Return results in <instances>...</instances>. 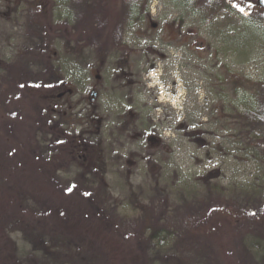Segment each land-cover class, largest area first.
Wrapping results in <instances>:
<instances>
[{"label": "rangeland", "instance_id": "obj_1", "mask_svg": "<svg viewBox=\"0 0 264 264\" xmlns=\"http://www.w3.org/2000/svg\"><path fill=\"white\" fill-rule=\"evenodd\" d=\"M40 1L37 13L47 21L55 4ZM131 1L97 0V8L113 25L124 2ZM146 1L143 15L127 16L119 30L122 50L103 56L100 49L74 44L76 32L69 37L73 47L67 49L52 30L42 34L38 26L30 27L32 22L19 13L35 0H0V64L11 60L35 66L37 57H43L61 73L64 82L41 90L54 95L48 106L54 109L55 125L79 136L88 150L80 168L61 170V175L71 178L83 167L101 165L122 217H132L160 198L167 200L163 206L187 202L192 210H201L207 207L210 187L229 194L231 201L241 196L233 189L262 185L263 193L248 199L259 206L258 200L264 201V121L253 129L247 115L252 98L258 104L264 101V88L257 84L264 80V9L257 0H221L224 6L209 19L189 9L187 0ZM92 90L97 93L94 100ZM33 100H20L19 117L11 124L6 113H0L2 143L27 160L24 143L30 124L24 115L31 123ZM40 127L35 123L32 129L39 135ZM15 173L29 190L41 192L38 185H43L49 191L44 201L48 198L65 210L64 215L56 210L51 220L60 230L73 232L86 251L102 245L107 250L112 244L109 264H141L139 243L121 241L122 235L111 240L112 227L95 221L85 209L90 207L77 197L63 196L30 165ZM210 197L216 198L217 192ZM8 201L12 214L29 221L36 218L34 212H23ZM236 210H218L208 220L216 263L264 264L262 240L253 259L237 242L233 221L246 216L249 208ZM254 216L264 227V213ZM10 236L22 242L20 235ZM2 238L1 248L7 243ZM252 240H247L248 247Z\"/></svg>", "mask_w": 264, "mask_h": 264}, {"label": "trees", "instance_id": "obj_2", "mask_svg": "<svg viewBox=\"0 0 264 264\" xmlns=\"http://www.w3.org/2000/svg\"><path fill=\"white\" fill-rule=\"evenodd\" d=\"M51 1L55 6L47 21L41 20L37 13L41 8L40 0H35L39 4L34 2L28 7L25 18L32 22L30 27L38 26L42 34L52 30L57 40L66 42L67 49L73 47V41L69 37L76 32L74 44L78 46L81 42L83 47L100 49L103 56L112 50H122L123 41L119 30L125 18L142 16L147 3L146 0L124 2L115 23L109 25L106 22L107 14L101 7L97 8L98 5L101 6L97 0ZM223 6L221 0H187L189 9L209 19ZM84 33L87 36L85 38L82 36ZM42 58L37 57L35 66L11 60H3L0 64V113H6L7 117L4 118L10 124L13 123L20 114L17 110L21 106L20 100L24 97L35 100L30 105L34 113L29 109L30 115L32 113L31 123L24 115L26 122L30 124V134L24 143V150L30 160L15 156L17 151L2 143L0 138V240L2 237L7 239L6 245L0 247V264H109L113 261L112 244L107 250L102 245L86 251L73 232L70 234L60 230L59 225L51 220L56 210L63 215L65 210L50 203L48 198L44 201V195L48 196L49 191L43 185H38L41 192L32 191L27 188V183L19 182L16 178L15 171L20 166L27 168L29 165L35 172L39 171L46 183L62 192L63 196H75L85 204L84 207L88 205L92 211L86 207L85 209L94 215L95 221L105 222L112 227L111 240L119 235L123 236L121 241L136 240L140 245L141 264H217L212 252L208 220L218 210L228 208L235 213L238 207L241 211L247 208L249 210L246 211V216L233 221L239 231L236 235L237 242L242 245L248 258H254L257 253L255 249L261 246L259 241L264 242V227L254 215L256 212L264 213V201L259 199L258 206L255 201L252 203L248 199L251 195L253 197L262 194V185H246L233 189L238 190V197L241 196L231 201L229 194L218 191L217 187H210L207 190L209 195L205 198L207 207H202L201 210H192V205L187 202L163 206L167 204V200L160 198L156 205L144 204L134 216L122 217L117 211L108 185L103 180L101 165L95 162L88 168L83 167L76 171L71 178L62 177L61 170L75 166L80 168L79 164L85 162L88 150L79 136L69 134L55 125L54 109L48 106L54 95L52 91L42 92L41 88H49L51 85L54 87L64 80L55 66ZM237 80L240 81L238 78ZM257 84L264 88V80ZM250 101L253 105H250L247 116L250 117L252 128L258 129L259 122L264 121V101L260 100V104L255 98ZM35 123L41 124L39 135L32 129ZM215 189L217 197L211 199L210 194L216 193ZM7 201L19 205L23 212H34L36 218L33 221L26 220L14 210L12 214ZM182 211L185 212L184 215ZM247 212L251 217L247 216ZM13 233L20 235L21 243L18 238H11ZM250 237L254 240L248 247L246 242Z\"/></svg>", "mask_w": 264, "mask_h": 264}, {"label": "flooded vegetation", "instance_id": "obj_3", "mask_svg": "<svg viewBox=\"0 0 264 264\" xmlns=\"http://www.w3.org/2000/svg\"><path fill=\"white\" fill-rule=\"evenodd\" d=\"M27 12H28V8L25 9V10H23L22 13H19V14L21 15V17H26ZM91 93H94V95L91 94ZM90 95H91V97H92L91 100H94V98L96 97L97 93H96V91L92 90V91L90 92Z\"/></svg>", "mask_w": 264, "mask_h": 264}, {"label": "water", "instance_id": "obj_4", "mask_svg": "<svg viewBox=\"0 0 264 264\" xmlns=\"http://www.w3.org/2000/svg\"><path fill=\"white\" fill-rule=\"evenodd\" d=\"M257 4L264 9V0H257ZM94 95V93H91Z\"/></svg>", "mask_w": 264, "mask_h": 264}]
</instances>
